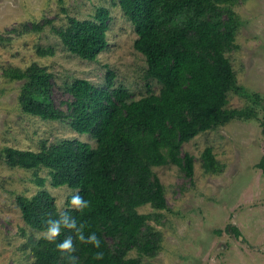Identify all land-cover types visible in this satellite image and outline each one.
Wrapping results in <instances>:
<instances>
[{"label": "trees", "instance_id": "obj_1", "mask_svg": "<svg viewBox=\"0 0 264 264\" xmlns=\"http://www.w3.org/2000/svg\"><path fill=\"white\" fill-rule=\"evenodd\" d=\"M241 0H118L132 22L137 38L134 46L146 59V77L160 84L155 93L134 99L130 90L115 85V73L108 70L105 86L87 78L67 84L72 99L63 109L53 99V73L36 62L27 68L9 67L4 73L19 80V103L24 112L48 120L66 121L79 133L91 134L96 146L67 138L39 150L3 148L11 167L27 170L47 168L54 186H68L91 201L77 211L65 208L84 222L85 234L95 231L100 249L75 239L72 229L63 228L57 241L73 236L78 264H142L144 257L156 256L163 235L151 220L159 213H141L150 204L168 210L165 187L155 166L173 163L190 180L195 175L193 155L182 151L184 143L200 132L215 129L235 118L258 117L261 95L237 81L229 56L238 48L242 24L235 6ZM110 12L99 7L91 19L70 17L66 26L52 28L65 47L75 55L96 60L108 45ZM47 20L45 24H50ZM45 24L25 25V31H42ZM41 55L52 48L38 47ZM233 91L251 101L244 107H229ZM264 133V119L261 122ZM205 171L217 169L213 147L202 152ZM264 173V155L258 162ZM42 183L43 180L39 179ZM24 221L42 230L45 221L57 215L54 197L46 190L34 196L18 195ZM239 233L237 228H234ZM102 250V259L93 253ZM135 250L136 256H130ZM33 264H67L52 242L36 239Z\"/></svg>", "mask_w": 264, "mask_h": 264}, {"label": "rangeland", "instance_id": "obj_2", "mask_svg": "<svg viewBox=\"0 0 264 264\" xmlns=\"http://www.w3.org/2000/svg\"><path fill=\"white\" fill-rule=\"evenodd\" d=\"M109 10L108 45L96 60L70 52L52 28L66 26L70 17L93 18L96 9ZM235 9L242 24L237 33L238 48L227 55L237 81L261 95L258 117L235 118L215 129L200 132L182 146L193 155L195 175L187 178L179 166H155L166 191L168 210L150 204L141 213H159L151 220L163 235L162 248L142 264H264V173L258 162L264 155V0H241ZM51 20L50 24H45ZM45 24L42 31H25V25ZM134 26L118 0H0V264H33L32 247L40 230L28 225L17 202L18 195L34 196L48 191L55 203L68 207L67 197L76 190L54 186L50 170L11 167L3 148L39 150L67 138L96 146L91 134L79 133L66 121L48 120L26 113L19 103L22 82L8 78L9 67L27 68L36 62L53 73V99L66 108L72 99L67 84L87 78L105 86L107 72L115 73V85L128 88L134 99L155 93L160 84L146 77L145 56L136 50ZM52 48L41 55L37 49ZM251 104L231 91L229 107ZM213 147L216 170L205 171L202 152ZM39 179H42L41 183ZM239 230V233L234 231ZM133 250L130 256H136Z\"/></svg>", "mask_w": 264, "mask_h": 264}, {"label": "clouds", "instance_id": "obj_3", "mask_svg": "<svg viewBox=\"0 0 264 264\" xmlns=\"http://www.w3.org/2000/svg\"><path fill=\"white\" fill-rule=\"evenodd\" d=\"M68 206L77 211H82L90 207L91 201L80 195L79 190L70 193L67 197ZM45 227L37 234L38 239H44L52 242L54 247L66 256L67 264H78V257L73 253L76 248L73 243V236L68 235L64 239L57 241L58 235L61 233L62 227L72 229L75 233V239L84 244H91L94 248L100 249L101 240L95 231L85 234L84 222L77 223V219L69 214V212L58 206L55 218L49 217L45 221ZM95 259H102L104 252L102 250L93 253Z\"/></svg>", "mask_w": 264, "mask_h": 264}]
</instances>
